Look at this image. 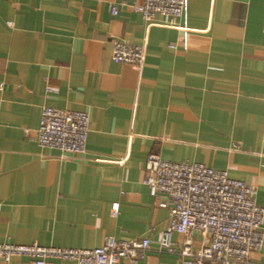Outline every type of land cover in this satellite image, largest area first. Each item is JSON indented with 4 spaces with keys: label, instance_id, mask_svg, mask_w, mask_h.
<instances>
[{
    "label": "crops",
    "instance_id": "1",
    "mask_svg": "<svg viewBox=\"0 0 264 264\" xmlns=\"http://www.w3.org/2000/svg\"><path fill=\"white\" fill-rule=\"evenodd\" d=\"M142 1L0 0L1 242L147 237L135 264H181L157 251L170 210L144 183L150 153L227 170L264 207V0H188L175 26L146 24ZM117 40L145 45L141 70L112 59ZM44 106L89 113L85 155L40 146ZM226 264H264V246Z\"/></svg>",
    "mask_w": 264,
    "mask_h": 264
},
{
    "label": "built area",
    "instance_id": "2",
    "mask_svg": "<svg viewBox=\"0 0 264 264\" xmlns=\"http://www.w3.org/2000/svg\"><path fill=\"white\" fill-rule=\"evenodd\" d=\"M188 0H143L135 6L146 24L158 16L175 26L185 14ZM117 13V7L112 6ZM145 45L117 40L112 59L141 70ZM90 115L87 111L44 106L38 130L41 147L63 154L83 156L87 152ZM144 183L150 194L170 210V221L157 251L178 258L181 264H226L246 262L250 254L264 246V207L256 201L255 187L233 178L227 170H216L202 163L174 162L150 153L146 159ZM119 203L113 206L117 214ZM183 235L181 245L172 239ZM200 241L196 244L195 238ZM150 238L118 240L108 236L95 248H66L0 241V259L28 257L32 264H49L60 259L74 264H134L151 251Z\"/></svg>",
    "mask_w": 264,
    "mask_h": 264
}]
</instances>
